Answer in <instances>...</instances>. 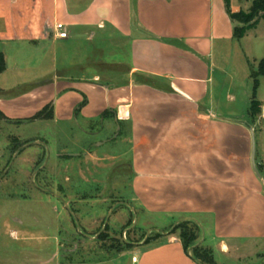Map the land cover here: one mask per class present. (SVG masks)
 <instances>
[{
  "label": "crops",
  "instance_id": "1",
  "mask_svg": "<svg viewBox=\"0 0 264 264\" xmlns=\"http://www.w3.org/2000/svg\"><path fill=\"white\" fill-rule=\"evenodd\" d=\"M253 1L0 0V110L27 121L52 104L54 117L39 121L55 125L96 123L109 111L133 141L138 211L169 219L161 240L133 242L111 264H200L170 232L187 219L202 227L215 259L217 252L240 261L259 255L264 263V177L253 168L252 132L242 123L253 126L256 161L264 164V75L255 117L254 81L239 115L221 108L222 89L213 86L233 49L250 78L264 58V19L238 38L227 13V2L239 12ZM58 23L67 38L57 36ZM96 39L104 42L98 57L89 50Z\"/></svg>",
  "mask_w": 264,
  "mask_h": 264
},
{
  "label": "rangeland",
  "instance_id": "2",
  "mask_svg": "<svg viewBox=\"0 0 264 264\" xmlns=\"http://www.w3.org/2000/svg\"><path fill=\"white\" fill-rule=\"evenodd\" d=\"M89 50L102 56L104 42L96 39ZM226 59L213 86L222 89L221 108L239 115L249 106L253 80L235 49ZM105 119L55 125L0 118V264H111L133 242L163 238L169 219L138 211L127 125L112 113ZM216 260L262 264L259 255L240 261L217 252Z\"/></svg>",
  "mask_w": 264,
  "mask_h": 264
},
{
  "label": "trees",
  "instance_id": "3",
  "mask_svg": "<svg viewBox=\"0 0 264 264\" xmlns=\"http://www.w3.org/2000/svg\"><path fill=\"white\" fill-rule=\"evenodd\" d=\"M227 13L234 23L235 36L238 38L243 37L246 29L249 26L255 25L260 19H264V0H254L251 8L248 11L233 12L227 2ZM6 69V58L3 52H0V74ZM264 75V58L259 62L257 68L252 66L251 77L254 81L253 97L251 101V107L249 109L250 116H257L261 112V103L257 98V92L260 82V76ZM109 111L104 113V116L108 115ZM54 117V106L52 104L39 111L35 116L30 119H52ZM0 118L10 120L1 110ZM121 123H124L120 121ZM261 174L264 177V164L258 165ZM179 232V237L186 251H189L192 258L198 261L200 264H218L215 259L214 252L211 248L204 246L202 243L197 244L200 241V234L202 227L199 223L193 219H187L179 222L170 232ZM148 241V240H147ZM264 264V263H263Z\"/></svg>",
  "mask_w": 264,
  "mask_h": 264
},
{
  "label": "water",
  "instance_id": "4",
  "mask_svg": "<svg viewBox=\"0 0 264 264\" xmlns=\"http://www.w3.org/2000/svg\"><path fill=\"white\" fill-rule=\"evenodd\" d=\"M242 123L243 124H245L250 130H251V132H252V141H253V151H252V163H253V168H254V170H255V172L257 173V175L259 176V177H262V174H261V172H260V170H259V167H258V164H257V161H256V137H255V132H254V128H253V126L249 123V122H247V121H242ZM107 222H108V220L106 221V224L105 225H107ZM174 228V227H173ZM165 233V232H164ZM203 240H204V237H202L201 239H200V241L197 243L198 245L200 244V243H202L203 242Z\"/></svg>",
  "mask_w": 264,
  "mask_h": 264
},
{
  "label": "built area",
  "instance_id": "5",
  "mask_svg": "<svg viewBox=\"0 0 264 264\" xmlns=\"http://www.w3.org/2000/svg\"><path fill=\"white\" fill-rule=\"evenodd\" d=\"M56 30H57V36L59 38H67L69 35V33L66 30L65 25L63 23H58ZM132 260H133V262H136L138 260V257L135 255V256H133Z\"/></svg>",
  "mask_w": 264,
  "mask_h": 264
}]
</instances>
